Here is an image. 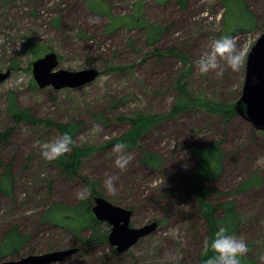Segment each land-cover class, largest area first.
I'll use <instances>...</instances> for the list:
<instances>
[{
  "label": "rangeland",
  "instance_id": "rangeland-1",
  "mask_svg": "<svg viewBox=\"0 0 264 264\" xmlns=\"http://www.w3.org/2000/svg\"><path fill=\"white\" fill-rule=\"evenodd\" d=\"M97 1L111 8L116 19L131 16L139 9L143 24L164 28L157 48L162 52L178 48L186 53L187 59L183 58L187 63L175 57H152L153 47L148 45L143 30L121 28L109 32V18L94 14L87 0H0V71L11 72L9 79L0 85V133L15 128L7 144L0 141L1 158L14 161L11 195L0 193V244L5 233L17 226L31 239L19 257L12 260L78 248L76 254L58 264H201L206 222L185 189L196 163L191 148L198 143L218 141L224 149L225 162L221 180L215 186L224 194L216 199L236 202L241 215L237 237L248 245L244 258L261 264L264 132L255 130L239 115L231 121L204 109L189 110L176 117L169 115L182 83L197 100L224 105L237 102L245 83L249 52L264 32V0H237L246 5L252 32L241 30L236 35L230 32L227 35L223 0H189L187 8L181 7L177 0L164 4L154 0H92L99 6ZM92 18H99L100 23H91ZM225 35L235 37L237 46L244 47L246 61L241 70L238 73L226 70L222 78L214 73L200 76L195 61L209 50L214 39ZM28 39L42 55L54 50L60 58L58 69L95 68L100 76L92 84L77 89L33 88L32 64L36 58L27 51ZM117 65L134 69L123 74L105 72L109 66ZM10 95L37 119L76 125L79 128L76 145L95 150L84 158L82 172L85 175L95 172L100 178L115 169L114 146L107 149L108 145L130 129L128 123L119 121L120 115L160 116L140 144L144 150L160 155L164 167L145 175L151 179L145 181L148 191L142 196L149 194L151 198L131 219L132 227L157 220L160 222L157 232L128 252L117 254L109 243L87 251L70 231L52 229L48 223L41 225L50 207L61 203L71 207L83 201L75 197L77 189L83 187L65 179L56 164L45 162L40 150L33 146L36 140L49 142L56 138L61 134L59 129L39 123L13 126L7 110ZM115 101L120 102L117 110L112 108ZM132 154L135 159L131 164L137 169L139 157ZM137 170L139 176L144 174L143 168ZM2 173L0 167V180ZM254 175L260 177L261 184L248 191L238 190ZM161 189L164 192L171 189L173 194H159ZM107 227L103 223L101 228ZM107 229L110 232V226ZM82 234L89 236L90 230Z\"/></svg>",
  "mask_w": 264,
  "mask_h": 264
},
{
  "label": "trees",
  "instance_id": "trees-1",
  "mask_svg": "<svg viewBox=\"0 0 264 264\" xmlns=\"http://www.w3.org/2000/svg\"><path fill=\"white\" fill-rule=\"evenodd\" d=\"M87 1L90 10L94 14L97 13L100 16L109 18V32H115L121 28H127L129 30H143L146 33L148 45L153 47L152 57H175L181 62L187 63L183 58L185 57L187 59L186 53L182 50L172 48L166 52H162L159 48H157L156 45L161 39L160 37L164 28L159 25L153 26L143 24L140 19L139 9L131 16L116 19L112 15L111 8L103 6L98 3V1L97 4L99 6H96L92 0ZM167 1L168 0H154L157 4H164ZM188 2L189 0H177V3L183 8H187ZM223 4L228 18L226 29L227 35L229 32L231 35H236L238 32H241V30L252 32L251 19L249 18L250 14L247 12V8L244 3L238 2L237 0H223ZM120 21L121 23L118 24ZM130 43L133 44L132 41ZM27 44V51L31 53L34 59L36 58L35 60L45 55H42V52L40 53L38 48L32 45L31 40L28 39ZM51 52H54V50ZM12 67H14V65ZM133 69V66L117 65L109 66L105 72L123 74L130 72ZM32 87L36 89L37 85L33 82ZM178 90L179 98L172 108L169 115L170 117H176L189 110L199 109H204L206 112L217 116H224L230 121L238 117L235 110L237 102L224 105L220 103L197 100L191 97L185 83H182L181 85L179 84ZM119 107L120 102H113L112 108L114 110H117ZM7 110L10 121L15 127L19 124L30 125L36 123L45 124L47 126H55L59 129L61 134L64 132L70 133L75 142L76 134L78 133L79 128H77L74 124H59L37 119L33 116L30 110L20 107L16 97L13 98L11 95L9 96ZM119 121L122 123H128L130 125V129L121 135L117 140L109 144L107 149H111L117 143L127 144V151L136 153L139 157L137 161V169L138 167L143 168L144 174L142 176L138 175V170L135 168L134 163L129 165L128 170L124 173H120V171L116 168L106 172V174L110 173V175L119 176V180L117 181L118 192L115 196H110L106 193L103 187V180L105 177L100 178L95 172L91 175H85L82 172L84 158L91 155L94 149L78 147L75 142L70 153L54 162L65 179L73 183H81L82 187H87L90 190V195L87 199H84L75 206L70 207L61 203L56 207H50L48 211L45 212L41 225H46V223H48L52 229L63 228L70 231L74 237L77 238V241L80 243L82 248L87 251H91L95 246L100 244L108 243L109 231L107 228L109 225L106 229H102L101 227L103 223L97 221L92 213V206L95 199L97 197H104L112 204L136 213L137 210L141 208V205L149 201L151 198L149 194L144 197L142 196L146 190L148 191L147 186L144 184L145 181L151 179L145 175H152L154 172L159 171L164 167V160L160 155L149 150H144L140 144L147 132L156 124V122L160 121V116L143 114L135 116L120 115ZM14 130V127L6 128L5 132L0 133V141L7 144V142L12 138ZM191 153L193 157H195L196 163L192 174L187 180V188L185 191L193 197L197 204L199 214L206 222L207 238L213 236L221 226L228 227L230 234H235L237 236L241 226V215L238 212L236 202L234 200L218 201L216 199V197L224 194L218 187L215 186L221 180L224 171L225 152L222 144L218 141L198 143L191 148ZM13 163L14 161L12 159L4 161V159L0 156V167L3 169L0 180V193L4 196L11 195V191L13 190ZM256 184H261V179L257 175H254L244 182L238 190L243 192L248 191ZM160 193H163L165 196L173 194L171 189H167L165 192L161 189L159 190V194ZM157 222L160 223L159 221ZM86 230H90L89 236H84L82 234V232ZM30 239L31 236L21 231L17 226L8 230L3 237L2 243L0 244V264L4 262L2 261V258L12 260L19 257L20 251L30 241ZM204 259H206V257L203 254L200 261L201 264H203ZM241 263L253 264L245 258L241 259Z\"/></svg>",
  "mask_w": 264,
  "mask_h": 264
},
{
  "label": "water",
  "instance_id": "water-1",
  "mask_svg": "<svg viewBox=\"0 0 264 264\" xmlns=\"http://www.w3.org/2000/svg\"><path fill=\"white\" fill-rule=\"evenodd\" d=\"M59 58L55 52H49L32 64V74L40 89L53 87L55 90L77 89L95 82L100 72L95 68L80 71L60 70ZM10 71H0V85L9 79ZM235 110L256 130L264 132V32L249 52L246 78L240 99ZM96 220L106 223L111 230L108 243L118 254L128 252L142 239L159 229L157 221H151L141 227H132L133 212L116 206L104 197H97L92 206ZM78 252V248L59 250L39 255H28L17 260L4 261L1 264H57ZM242 264V263H241Z\"/></svg>",
  "mask_w": 264,
  "mask_h": 264
},
{
  "label": "clouds",
  "instance_id": "clouds-1",
  "mask_svg": "<svg viewBox=\"0 0 264 264\" xmlns=\"http://www.w3.org/2000/svg\"><path fill=\"white\" fill-rule=\"evenodd\" d=\"M91 23H100L99 18H92ZM246 61V53L243 46H237V39L232 36H221L214 39L209 50L204 52L199 59L195 61L196 71L200 76H206L214 73L217 78H222L226 70L238 73ZM97 131L101 129L97 126ZM73 136L64 132L49 142L34 141V147L40 150L41 158L52 163L60 160L72 150L74 145ZM128 145L117 143L112 152L115 155L114 167L124 173L128 166L135 159L131 152L127 151ZM117 175H105L103 187L110 196H115L118 192ZM90 195L87 187L77 189L75 197L77 200H84ZM248 253L247 242L230 234L228 227L221 226L213 236L206 238L203 242V254L206 259L203 264H241V259ZM175 259V257H171ZM261 264H264V257H261Z\"/></svg>",
  "mask_w": 264,
  "mask_h": 264
},
{
  "label": "flooded vegetation",
  "instance_id": "flooded-vegetation-1",
  "mask_svg": "<svg viewBox=\"0 0 264 264\" xmlns=\"http://www.w3.org/2000/svg\"><path fill=\"white\" fill-rule=\"evenodd\" d=\"M94 217H95V216H94ZM95 219H96V218H95ZM114 249H115V248H114ZM114 251L117 253L116 249H115ZM117 254H118V253H117ZM67 259H68V258H67ZM67 259H66V260H67ZM66 260H65V261H66ZM65 261H64V262H65ZM62 263H63V262H62ZM57 264H58V263H57Z\"/></svg>",
  "mask_w": 264,
  "mask_h": 264
}]
</instances>
